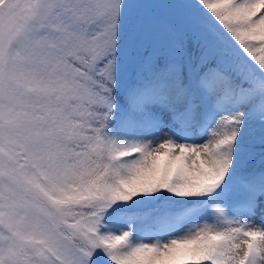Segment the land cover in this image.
Returning a JSON list of instances; mask_svg holds the SVG:
<instances>
[{
    "label": "snow or ice",
    "instance_id": "1",
    "mask_svg": "<svg viewBox=\"0 0 264 264\" xmlns=\"http://www.w3.org/2000/svg\"><path fill=\"white\" fill-rule=\"evenodd\" d=\"M0 264H264V0H0Z\"/></svg>",
    "mask_w": 264,
    "mask_h": 264
},
{
    "label": "rangeland",
    "instance_id": "2",
    "mask_svg": "<svg viewBox=\"0 0 264 264\" xmlns=\"http://www.w3.org/2000/svg\"><path fill=\"white\" fill-rule=\"evenodd\" d=\"M253 219L256 221L257 225L259 224L260 222V218H259V215H257L256 217H253Z\"/></svg>",
    "mask_w": 264,
    "mask_h": 264
}]
</instances>
